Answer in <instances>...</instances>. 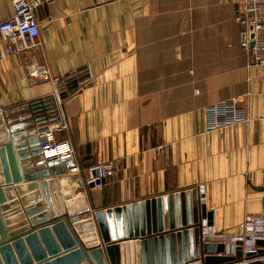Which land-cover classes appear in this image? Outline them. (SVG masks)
I'll return each instance as SVG.
<instances>
[{"label":"crops","instance_id":"crops-1","mask_svg":"<svg viewBox=\"0 0 264 264\" xmlns=\"http://www.w3.org/2000/svg\"><path fill=\"white\" fill-rule=\"evenodd\" d=\"M12 2L0 0V22ZM240 2L42 0L37 46L9 53L0 35V114L27 120L31 103L55 98L46 126L64 127L55 137L70 141L69 164L81 173L98 160L118 167L87 189L95 209L204 184L197 194L212 226L238 233L246 214L264 209V72L248 66L241 48L234 20ZM75 73L88 74V82L61 100L54 81ZM231 98L241 100L247 120L208 129L205 107ZM22 173L5 204L12 227L29 223L26 205L44 200L40 188L24 189L34 182ZM81 195L83 189L72 197Z\"/></svg>","mask_w":264,"mask_h":264},{"label":"water","instance_id":"water-1","mask_svg":"<svg viewBox=\"0 0 264 264\" xmlns=\"http://www.w3.org/2000/svg\"><path fill=\"white\" fill-rule=\"evenodd\" d=\"M55 106L53 97L35 101L27 120L0 114V186L2 178L7 185L0 187V264H180L199 253L203 264L241 260L239 250L235 258L218 255L220 237L199 234L200 219L212 225V214L196 189L95 209L87 190L94 185L83 187L81 174L67 173L74 167L69 160L45 162L42 156L39 134L55 117ZM29 158L33 160L24 163L25 168L19 166ZM21 173L34 182L24 189L40 188L44 200L26 205L29 223L12 227L4 215L5 204L10 184L20 183ZM82 189L85 195L72 197Z\"/></svg>","mask_w":264,"mask_h":264},{"label":"built area","instance_id":"built-area-1","mask_svg":"<svg viewBox=\"0 0 264 264\" xmlns=\"http://www.w3.org/2000/svg\"><path fill=\"white\" fill-rule=\"evenodd\" d=\"M41 4L42 0H13L12 14L0 22V35L9 53H20L31 45H38L34 42L39 34L35 12ZM234 20L241 27L240 45L247 52L248 66L257 67L264 72V0H241ZM25 39L30 41L28 45L24 44ZM60 82L54 81L55 88ZM203 113L208 129H220L247 120L239 98L207 106ZM42 129L39 136L45 162L71 160L73 149L70 141H59L55 137V132L64 127L52 129L45 126ZM69 171L81 174L83 187L93 184L94 188H98L102 181L117 174L118 167L112 161L98 160L83 173L76 167ZM196 190L199 195H203L205 185H198ZM197 228L201 236L222 239V251L218 255L235 258L237 251H240L241 260L232 264H264V209L261 213L246 214L238 233L216 230L214 226L208 225L206 218L200 219ZM203 257L199 253L193 259L180 264H203Z\"/></svg>","mask_w":264,"mask_h":264},{"label":"trees","instance_id":"trees-1","mask_svg":"<svg viewBox=\"0 0 264 264\" xmlns=\"http://www.w3.org/2000/svg\"><path fill=\"white\" fill-rule=\"evenodd\" d=\"M89 80L86 73H75L65 77L56 87V94L61 100L69 98L80 90Z\"/></svg>","mask_w":264,"mask_h":264},{"label":"rangeland","instance_id":"rangeland-1","mask_svg":"<svg viewBox=\"0 0 264 264\" xmlns=\"http://www.w3.org/2000/svg\"><path fill=\"white\" fill-rule=\"evenodd\" d=\"M255 264H263V263H255Z\"/></svg>","mask_w":264,"mask_h":264}]
</instances>
